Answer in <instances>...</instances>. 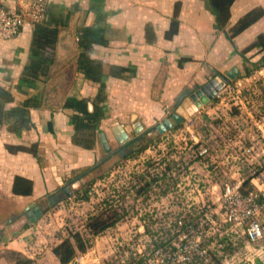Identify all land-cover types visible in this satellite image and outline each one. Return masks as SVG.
Listing matches in <instances>:
<instances>
[{"label": "crops", "instance_id": "1", "mask_svg": "<svg viewBox=\"0 0 264 264\" xmlns=\"http://www.w3.org/2000/svg\"><path fill=\"white\" fill-rule=\"evenodd\" d=\"M30 1L0 0V5L19 11ZM176 3L178 30L165 39ZM254 7L264 11V0H235L228 26ZM41 23L57 28L53 63L44 83L21 79L30 60L33 25H24L13 38L0 40V89L12 98L4 109L20 108L33 97L38 103L27 110L26 128L12 131L8 125L0 126V264H10L4 257L10 251L35 264L44 260L58 264L51 248L63 235V231L52 234L60 209L49 211L63 203L57 200L63 194L55 176L63 180L62 187H79L78 181L71 180L73 172L99 163L112 152L102 149L100 133L110 148L116 143L119 149L128 142L126 127L139 122L148 129L149 122L169 117L188 94L228 66L243 62L238 52L258 34L264 36L263 15L232 40L227 39L223 30L215 28V17L204 0H48ZM81 28L99 29L104 37L88 53L101 65L106 95L102 103L95 100L98 84L78 70L77 34ZM183 58L189 60L179 66ZM117 68H133L134 75H114ZM66 98L87 99L88 112L98 106L92 148L73 141L70 117L74 111L63 108ZM32 144L35 155L7 149ZM32 206H38L42 216L29 224L25 212ZM45 215L50 218L48 224L43 223ZM25 224L28 226L23 228Z\"/></svg>", "mask_w": 264, "mask_h": 264}, {"label": "rangeland", "instance_id": "2", "mask_svg": "<svg viewBox=\"0 0 264 264\" xmlns=\"http://www.w3.org/2000/svg\"><path fill=\"white\" fill-rule=\"evenodd\" d=\"M232 65L239 70V76L228 82L211 102L183 119L178 129L158 133L154 126L162 119L149 122L148 129H154V136L147 139L152 145L146 150L134 159L108 156L109 162L104 166L117 165L111 166L106 177L88 189V201L82 203L70 196L49 211L60 209L52 234L58 236L63 231L65 237L75 231L84 236V222L96 212L103 198L125 208L126 217L117 226L91 239L86 251L89 255L82 264H96L93 259L98 264H155L153 251L162 247L160 243L188 245L198 233L208 262L214 254L215 258L221 257L223 264L225 258L242 251L244 229L224 222L221 196L224 183L238 180H248L254 192L264 195V67L243 77L249 63ZM133 136L130 131L127 140ZM111 146L119 147L116 143ZM248 147H253V154L243 156L242 150ZM202 150L205 152L200 154ZM164 170L166 178L161 187L158 182L148 193L134 197L135 190L142 185L138 175L153 176ZM253 170L263 174L258 175L254 184L249 182ZM162 190L168 193L161 195ZM195 217L199 223L191 232H185L186 239L172 238L179 226ZM255 218L261 224L260 243L264 244V203ZM45 219L43 223L48 224L50 218L45 215ZM225 238L235 248L231 253L224 250ZM46 261L40 264H51Z\"/></svg>", "mask_w": 264, "mask_h": 264}, {"label": "trees", "instance_id": "3", "mask_svg": "<svg viewBox=\"0 0 264 264\" xmlns=\"http://www.w3.org/2000/svg\"><path fill=\"white\" fill-rule=\"evenodd\" d=\"M235 0H204L207 9L215 17V28L217 30H223L227 39L232 40L234 37L242 33L244 30L249 28L264 15V11L261 7H254L240 16L233 25L228 26V21L230 17V8ZM178 3L174 5L173 15L171 17L169 27L164 33L165 39H171L178 30L179 21L177 19ZM228 26V27H227ZM226 29V30H225ZM57 28L49 27L43 23H35L33 25L32 31V41L30 48V60L28 66L25 67L22 78L24 81H30L33 83H44L49 76V68L53 63V50L56 43ZM78 37V47L80 49V55L78 57V70L83 74L85 79L98 84V90L95 100L98 103H102L105 100V84L103 83V73L100 63L90 59L88 53L91 51L93 44H102L104 37L101 30H94L91 28H81L77 34ZM253 52L251 56H246L250 52ZM241 56L243 63H249L250 67L245 68V73L243 77H249L254 70H258L264 67V36L258 34L254 41L245 46L242 50L238 52ZM255 56L258 58L255 60ZM188 58H183L179 60L178 65L181 66V62L188 61ZM114 75L122 76L127 74L128 76L134 75L133 68H117L113 71ZM124 76V75H123ZM11 95L9 92L0 89V126L8 125V128L12 131H17L24 129L28 126L29 118L26 116L27 110L31 107H37L38 103L36 98H31L26 100L20 108H15L12 110H5L4 105L6 102L10 101ZM63 108L70 109L74 111L73 115L70 117L71 124L75 131L73 135V141L76 144H80L86 148H92L94 143V130L97 129L99 120V108L97 105L93 108L92 112L87 110V99H74L66 98L63 103ZM26 116V117H24ZM11 118V120H10ZM181 122L175 124L172 127V131L178 129ZM77 134V136H75ZM138 142V140H136ZM131 141L128 143L130 151L127 152L123 157L124 159H134L144 150H146L152 141L144 139L139 141ZM10 153L17 152H27L31 155H35L36 146L34 144L26 146H7ZM108 155L106 154L104 158L97 164L90 167L83 168L76 172H73L71 180L78 181L80 183L79 187L71 188V197L78 199L80 201H88L87 196L88 189L96 182L102 180L108 174L111 166H116L117 164H112L109 167H105L104 164L108 163ZM150 164V162H148ZM147 163V164H148ZM140 174L139 177L141 186L135 190V198L142 196L152 190L154 185L157 184L161 187L162 182L166 178V171H162L159 174L149 175ZM18 179V178H17ZM81 187V188H80ZM247 187V188H244ZM82 189V190H81ZM253 187L248 183V180L243 182L241 191L243 193H248L252 191ZM168 192L166 190L161 191V195H166ZM256 194V201L262 203L264 200L263 194ZM81 195V196H79ZM61 201L65 200L62 199ZM113 200L108 198H103L97 205L96 212L91 213L85 220L83 225L84 236L82 233L68 232L67 236L59 237V242L51 248V253L56 258L58 264H71L77 254H84L91 246V239L103 234L105 231L115 227L119 222H121L126 217L125 208L122 206H117L113 203ZM56 207L52 206L50 210H54ZM198 218H192L190 221L179 226L178 232L173 234L171 237L174 238L182 233H185L187 229L196 228L198 225ZM28 224H25L23 228H26ZM22 228V229H23ZM179 233V234H178ZM228 238L222 241L226 242L224 250L227 253H231L235 248L231 246L230 242H227ZM2 241V240H0ZM169 243V242H168ZM167 243V244H168ZM167 244L160 243L159 246H165ZM212 254L211 260L206 263L200 264H220L221 257L215 258ZM7 256V257H5ZM4 257L9 259L10 264H35L32 259L22 256L17 252H6ZM131 264V263H129ZM255 264H260L256 262Z\"/></svg>", "mask_w": 264, "mask_h": 264}, {"label": "built area", "instance_id": "4", "mask_svg": "<svg viewBox=\"0 0 264 264\" xmlns=\"http://www.w3.org/2000/svg\"><path fill=\"white\" fill-rule=\"evenodd\" d=\"M48 0H31L24 8L19 11H13L0 5V40L13 38L18 34L24 25H34L41 23ZM202 150L200 154H203ZM243 156H251L253 147L242 150ZM264 173V171H262ZM258 175L263 176L258 170H253L249 182L254 184L258 181ZM242 180L233 184L224 183L222 192L224 222L242 226L244 229L245 243L242 251L225 258L223 264H255L256 262L264 264V244L260 243L263 238L262 227L255 218L262 207V203L256 201L257 192L241 191ZM260 194V193H258ZM204 214V213H203ZM181 225V222H177ZM191 232V229H187ZM188 233H182L179 238L186 239ZM200 233L195 237V241L189 242L188 245H179L174 241L167 245L155 248L153 251V262L155 264H200L208 262L206 250L199 245ZM89 255V253H87ZM87 254H77L73 263L82 264ZM98 264L97 259H93ZM149 261V260H148Z\"/></svg>", "mask_w": 264, "mask_h": 264}, {"label": "water", "instance_id": "5", "mask_svg": "<svg viewBox=\"0 0 264 264\" xmlns=\"http://www.w3.org/2000/svg\"><path fill=\"white\" fill-rule=\"evenodd\" d=\"M239 76V70L236 66L226 70L225 72L218 73L212 79L207 81L204 85L200 86L198 89L191 92L180 105L177 107L174 114L170 118H165L160 123L154 126V129L158 133L164 131H169L175 124L183 121V119H188L194 114L199 108L205 106L207 103L211 102L217 93L230 81L234 80ZM133 131L135 134H140L143 132V126L139 122L133 123L130 127H126V131ZM100 143L101 147L106 153L111 152V148L105 139V136L100 133ZM56 182L59 186L63 185V180L55 176ZM63 197L69 198L72 193L69 187L63 188ZM58 202L61 201V197L57 199ZM42 216V211L38 206H32L27 212H25L26 222L29 224H34Z\"/></svg>", "mask_w": 264, "mask_h": 264}, {"label": "flooded vegetation", "instance_id": "6", "mask_svg": "<svg viewBox=\"0 0 264 264\" xmlns=\"http://www.w3.org/2000/svg\"><path fill=\"white\" fill-rule=\"evenodd\" d=\"M181 101H183V100H181ZM181 101L173 108V110H172L173 112L169 115L168 118H170V116L175 113V111H176L177 107L180 105ZM148 130H150V129H148ZM153 134H154V129H152L150 131H147V128H144V130H143L142 133L136 134L135 136H133V138H131L127 143H125L124 146L120 147L119 149H113V148H111L112 152L109 154V156H111L112 154L122 155L123 156L127 152L130 151V149H129L130 147H128V143H130L131 141L138 140V142H139V141H142L144 139H148L149 137H153L154 136ZM138 142L136 141L137 144H138ZM66 186H63V187L61 186V193L62 194H63V191L62 190ZM67 187L70 188V186H67Z\"/></svg>", "mask_w": 264, "mask_h": 264}]
</instances>
